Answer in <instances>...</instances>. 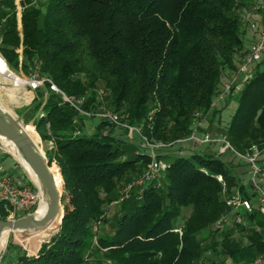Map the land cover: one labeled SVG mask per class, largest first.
Wrapping results in <instances>:
<instances>
[{
	"label": "trees",
	"instance_id": "16d2710c",
	"mask_svg": "<svg viewBox=\"0 0 264 264\" xmlns=\"http://www.w3.org/2000/svg\"><path fill=\"white\" fill-rule=\"evenodd\" d=\"M258 1L20 0L18 28L14 0H0V53L11 68L48 76L66 95L82 98L86 111L97 107L101 87L121 119L144 121L148 138L173 142L189 136L197 112L209 121L220 114L214 100L247 54L245 19ZM233 98L235 110L220 134L238 153L262 149L264 56L220 101ZM26 108L28 119L37 114L33 124L41 140L53 142L45 155L48 164L55 162L49 169L57 187L60 167L69 201L61 221L59 215L49 224L56 232L36 255H19L15 264H229L264 255V213L257 206L245 213V225H214L231 213L226 196L238 189L252 198L246 177L227 156L248 164L232 151L219 154L215 143L193 148L191 141L157 149L158 158L166 152V169L133 183L119 200L120 180L142 172L152 158L136 134L138 141L128 142L113 127L105 133L110 123L103 119L86 132L90 117L46 84ZM114 201L119 211L109 230L98 234ZM6 217L0 203V218ZM6 238L4 231L0 253Z\"/></svg>",
	"mask_w": 264,
	"mask_h": 264
},
{
	"label": "built area",
	"instance_id": "2783aa9c",
	"mask_svg": "<svg viewBox=\"0 0 264 264\" xmlns=\"http://www.w3.org/2000/svg\"><path fill=\"white\" fill-rule=\"evenodd\" d=\"M14 2L17 10L18 28H20V12L22 6L20 0H14ZM256 9L257 12H255ZM255 10L251 12L252 17L251 14H248L245 19L249 29L254 33V38L247 48V56L245 60L239 64L238 68L224 80L221 90L214 100L215 103L223 100L233 85L238 84L241 80H245L250 75V67H248V64L257 62L264 56V0L259 2ZM16 50L21 53V45ZM19 59L21 60V55H19ZM0 76L8 79L11 86H25L30 91H35L46 84L50 90L60 94L63 101L71 104L82 115L87 117L97 116L110 124L121 126L127 130L129 136L136 134L140 140V147L151 152L152 158L148 163L146 172L141 179L134 184H142L145 181L153 180L160 171L166 169V160L158 158L155 150L170 147L175 142L191 141L200 145L215 143L218 144L219 152L232 151L235 155L244 159L248 164L249 176L246 181V191L249 192V195H251L252 198L243 195L238 189L232 192L229 196H226V203L231 207V213L221 215L215 221L214 225L218 228H223L225 224L230 223L232 220L235 223L245 225V213L250 212L255 206L264 213V166H262L257 160L258 152L264 149V147L258 149L253 146L250 153H238L233 149L226 135H212L206 132H199L197 125H195L194 122L189 136L185 139H178L173 142H163L150 139L135 125L122 122L119 115L114 111L93 113L82 109L80 105L83 101L82 98H75L66 95L48 76L38 75L36 72L24 75L12 71L7 60L1 53ZM38 115L41 116L42 113H39ZM151 116L152 112L148 116L149 120H151ZM196 116L199 118L202 117L198 112L196 113ZM6 151L7 150L4 148V142L0 139V152ZM216 178L219 181H222L221 175H216ZM132 184L133 183L127 185L124 197L128 195V191ZM41 199V190L33 181H28L21 175L11 173L0 162V203H2L3 209L7 215L6 218L13 219L32 213L39 206ZM178 231L181 232L180 229H178ZM5 264H15V261L12 260ZM229 264H264V255H259L250 262H231Z\"/></svg>",
	"mask_w": 264,
	"mask_h": 264
},
{
	"label": "rangeland",
	"instance_id": "374dc122",
	"mask_svg": "<svg viewBox=\"0 0 264 264\" xmlns=\"http://www.w3.org/2000/svg\"><path fill=\"white\" fill-rule=\"evenodd\" d=\"M260 1L261 0L258 1V4ZM253 11L254 10H252V12ZM255 12H257V9L255 10ZM248 13H249V15L251 14V12H248ZM251 17H252V14H251ZM253 38H254L253 31H251L249 29V27L246 25L245 35H244V43H245V46L247 48L249 46V43L253 40ZM246 56H247V54L245 55V58H246ZM245 58H244V60H245ZM254 65H255V62H252V63L248 64V67L251 68ZM11 70L18 73V74L27 75L21 69L11 68ZM99 91H100V93L98 95L99 97H98L97 107L94 108L95 110H90V111L93 113L112 111L113 110L112 106H109L107 104V101L104 100V98H103L104 90L101 87H99ZM34 97H35V91H30L25 86L24 87L23 86H21V87L11 86L9 84L8 79L0 76V107L3 108L6 111V113L17 118L20 121L19 122L20 127H22V126L27 127V129H29L28 135L31 138L36 136V134H37L38 144H39L40 148L42 149V151L45 155V147L48 144H47V142H43L41 140L39 134L35 130L33 121H30L31 119L27 118V116H30L31 113L29 111H27L26 107L31 104V101L33 100ZM228 102H227L228 104L226 102H222L221 104H216V107H221L222 110H221L219 115L216 114L213 117L212 121H209L208 116L207 117H200V118L198 116H195V119L193 122L195 125H197V129L199 130V132H206V133H209L212 135H219L220 133L223 132L224 126L227 125L228 121L230 120V118H231V116L235 110V106H236V99L235 98H233V100H230ZM118 115H119V117H121L120 114H118ZM35 116H37V114H35L34 117ZM22 120H27L28 123H23V122H21ZM98 120H100V118H98L97 116H92L90 118L84 119L85 131L91 132L93 130L94 124L97 123ZM121 121L124 123H128L125 118H122ZM198 122H199V124H198ZM133 125H135L141 131H143V128H144L143 126L145 125V123L143 121L139 124H133ZM192 126H193V124H192ZM112 127H113V131H115V134H119L122 138L126 139L128 142L138 141L135 134H132L129 136L128 132L126 130H124L123 127L120 128L121 126H117L114 124H109V126L105 129L104 132L105 133L108 132ZM5 144L10 146V150H7L6 152H0V162L11 173H13L15 175H21V176H23L24 179H26L28 181L29 180L32 181V179L27 174V172L24 170V168L8 152V151L18 152V150L7 142ZM194 144L195 143H193V142H189L190 147L196 148V147H194ZM175 150L176 149L173 147V148H170L168 151H169V153L170 152L172 153ZM227 152L228 151L219 152V149H218L219 154H226ZM169 153H168V155H170ZM229 154H230V152H229ZM161 156H163V158L166 159L164 157L165 155L162 154ZM223 157H225V156H223ZM45 158H46V155H45ZM227 159H229L230 161H232V163L234 165H236L235 167L237 168L238 172L239 173L242 172L241 176L246 177L245 181H247L248 180L247 176L249 175V173L247 174V171H248L247 167L245 165H243L242 163L239 164V161L236 158H234V156L232 154L227 156ZM46 160H47V158H46ZM257 160L262 166H264V149H262L258 152ZM53 163H55V162L49 163L48 166L52 165ZM58 169H59V174L61 177V183L59 182L58 190L61 193L62 198H63V201L61 200V206L63 208V204L65 202L67 203L69 201V197H68V190L64 187L63 178H62V175L60 172V167H58ZM146 170H147V167L145 169H143L142 172L136 173V175H134V176L130 175L129 177H126L127 179L122 178L120 180V182H119L120 187L118 189V193L120 195L119 200H121L125 195L126 187L128 185L127 183H129L128 181L131 180L130 181L131 183H135L136 181H139L141 179V177L143 176V174L146 172ZM118 211H119V204L116 203L115 201L112 204H110L109 206H107L106 216H107L109 222L107 224L105 223L102 228H100V224L97 225V227L99 229L98 234H100L101 231L109 230L112 218L117 215ZM189 211H190L189 208L183 211V214L180 217L179 222H181L189 214ZM27 232L28 231H23V232H21V234L25 235V234H27ZM54 233H52L50 236H52ZM36 234L40 235L39 232H36ZM18 236H19V232L6 231V237H7L6 239L7 240H6V243L4 245V249L0 254V264H5V263L9 262L10 260L14 259L15 257H17L19 255H23V254L33 255V254H35V253H23L24 251L27 252V249L30 247L31 242L21 240V238L19 239ZM50 236L48 237V239L50 238Z\"/></svg>",
	"mask_w": 264,
	"mask_h": 264
},
{
	"label": "water",
	"instance_id": "95a60500",
	"mask_svg": "<svg viewBox=\"0 0 264 264\" xmlns=\"http://www.w3.org/2000/svg\"><path fill=\"white\" fill-rule=\"evenodd\" d=\"M19 122L17 118L6 113L0 107V139L3 142L7 141L14 145L22 159L34 171L38 183L32 181L41 190V200L44 204L41 212H38L37 208L32 213L17 218H0V236L4 231L23 232L33 228L45 227L59 215L60 222L63 216L62 195L58 190L54 175L49 169L48 161L40 146L27 133L21 130ZM33 255H36V253Z\"/></svg>",
	"mask_w": 264,
	"mask_h": 264
},
{
	"label": "crops",
	"instance_id": "0c3cea01",
	"mask_svg": "<svg viewBox=\"0 0 264 264\" xmlns=\"http://www.w3.org/2000/svg\"><path fill=\"white\" fill-rule=\"evenodd\" d=\"M249 39V38H248ZM227 76V75H226ZM229 76L225 77L228 78ZM224 79V80H225ZM222 102L219 101L217 104H221ZM229 103V102H228ZM3 109V108H2ZM30 121H33L34 116L30 118ZM35 127V126H34ZM43 142H47V147H50L53 145V142L51 140H45ZM4 143H6L4 141ZM200 147H198L199 149ZM13 155V157L22 165V167L24 168V170L27 172V174L30 176V178L35 181L36 183H38V179L34 173V171L31 169V167L22 159L21 155L19 152H9ZM163 154H166V152H163ZM9 171V170H8ZM43 202L41 207L39 208V210H42L43 208ZM56 230L54 228H52L50 225L45 226V227H40V228H33L31 230H29L27 232V234L22 235L21 232H19V236L18 238L21 240H25V241H29L30 243V247L27 249V252L24 251L23 253H36L38 251V249L40 248L41 242L48 239V237L54 233ZM36 232H39L40 235H37ZM25 247V246H24Z\"/></svg>",
	"mask_w": 264,
	"mask_h": 264
},
{
	"label": "bare ground",
	"instance_id": "6f19581e",
	"mask_svg": "<svg viewBox=\"0 0 264 264\" xmlns=\"http://www.w3.org/2000/svg\"><path fill=\"white\" fill-rule=\"evenodd\" d=\"M32 139H33V141H35L37 144H38V136H37V134H36V136H34V137H32ZM7 142V141H6ZM7 143H9V142H7ZM10 145H12L11 143H9ZM39 145V144H38ZM13 147H15L14 145H12ZM4 148L6 149V150H10V146L9 145H6L5 143H4ZM16 148V147H15ZM17 149V148H16ZM9 152H12V151H9ZM19 152V151H18ZM42 200L40 201V203H39V206L37 207L38 209H37V211L39 210V208L41 207V205H42ZM1 254V253H0Z\"/></svg>",
	"mask_w": 264,
	"mask_h": 264
}]
</instances>
